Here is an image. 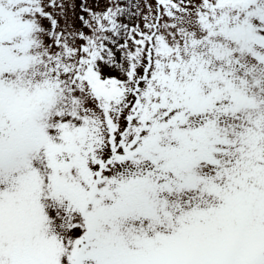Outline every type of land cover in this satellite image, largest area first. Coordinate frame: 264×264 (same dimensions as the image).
Returning <instances> with one entry per match:
<instances>
[{
  "label": "snow or ice",
  "instance_id": "6c2138e0",
  "mask_svg": "<svg viewBox=\"0 0 264 264\" xmlns=\"http://www.w3.org/2000/svg\"><path fill=\"white\" fill-rule=\"evenodd\" d=\"M0 264H264V0H0Z\"/></svg>",
  "mask_w": 264,
  "mask_h": 264
}]
</instances>
